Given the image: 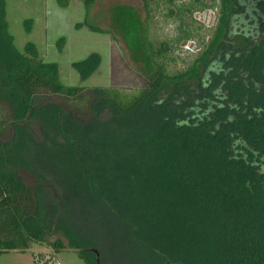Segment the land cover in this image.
I'll list each match as a JSON object with an SVG mask.
<instances>
[{"label": "trees", "instance_id": "16d2710c", "mask_svg": "<svg viewBox=\"0 0 264 264\" xmlns=\"http://www.w3.org/2000/svg\"><path fill=\"white\" fill-rule=\"evenodd\" d=\"M178 1L143 0L142 22L113 9L147 66L128 92L66 85L35 45L20 52L0 0L1 124L13 131L0 139V258L54 240L85 264L115 252L132 264H264V0ZM163 5L177 9L178 35L155 40ZM208 9L211 36L177 68L175 49L198 38L184 15ZM100 64L93 53L73 66L83 82Z\"/></svg>", "mask_w": 264, "mask_h": 264}, {"label": "rangeland", "instance_id": "374dc122", "mask_svg": "<svg viewBox=\"0 0 264 264\" xmlns=\"http://www.w3.org/2000/svg\"><path fill=\"white\" fill-rule=\"evenodd\" d=\"M183 1L188 0H179L178 4ZM115 7L132 9L139 15V22L147 17L143 0H95L90 10L80 0H72L65 8L57 0H6V19L16 48L24 52L28 44L35 45L44 62L60 66V74L66 85L115 87L130 92L143 85L142 72H146L147 66L141 58L134 59L126 49L123 35L115 27ZM171 10L174 14L168 17ZM152 16V36L155 40H170L178 35L177 9L163 5ZM184 16L197 29L198 38L188 42L187 46V43H181V47L175 49L177 68L183 67L192 56L198 54L203 42L211 36L219 13L216 9H208L195 12L192 19L189 13ZM98 29L111 31L115 40L111 34ZM93 53L100 55V67L94 75L81 82L73 64L82 62ZM2 116L9 124L7 121L11 115L6 105L0 107V139L7 140L13 131L8 124H1ZM39 153V150H33L32 156ZM26 154L29 156V153ZM53 242L33 243L25 253H5L0 258V264H37L38 258L42 259L40 264L47 260L50 262L46 264H85L75 250L65 248L61 253H55L51 246ZM122 254L124 252H115L108 263L132 264L125 261Z\"/></svg>", "mask_w": 264, "mask_h": 264}]
</instances>
